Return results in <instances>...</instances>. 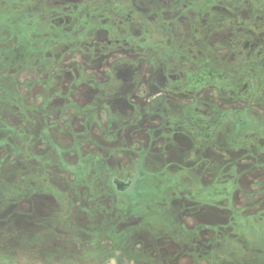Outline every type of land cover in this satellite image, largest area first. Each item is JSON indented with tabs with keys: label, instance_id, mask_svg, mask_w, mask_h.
Masks as SVG:
<instances>
[{
	"label": "flooded vegetation",
	"instance_id": "af4514ba",
	"mask_svg": "<svg viewBox=\"0 0 264 264\" xmlns=\"http://www.w3.org/2000/svg\"><path fill=\"white\" fill-rule=\"evenodd\" d=\"M101 121L136 171L159 160L184 176V215L264 211V0H0V169L26 138L53 158L62 125L78 148ZM211 234L195 237L210 258L233 239Z\"/></svg>",
	"mask_w": 264,
	"mask_h": 264
},
{
	"label": "rangeland",
	"instance_id": "374dc122",
	"mask_svg": "<svg viewBox=\"0 0 264 264\" xmlns=\"http://www.w3.org/2000/svg\"><path fill=\"white\" fill-rule=\"evenodd\" d=\"M93 122L91 141L78 148L62 125L53 158L44 155L48 144L41 140L17 142L14 167L0 169V264H264V211L247 206L241 218L233 213V222L184 215L178 198L184 176L163 170L159 160L142 161L136 171L128 153L118 150L120 140L101 142L104 121L100 129ZM69 129L80 133L83 120L74 119ZM133 172L132 187L115 194L112 178ZM212 232L234 240L229 236L227 248L222 242L210 258L209 251H196L195 237Z\"/></svg>",
	"mask_w": 264,
	"mask_h": 264
}]
</instances>
